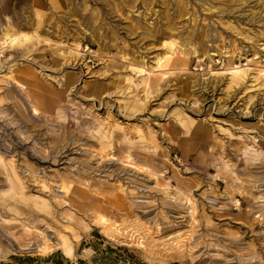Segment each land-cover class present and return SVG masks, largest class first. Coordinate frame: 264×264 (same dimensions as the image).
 I'll return each instance as SVG.
<instances>
[{"label": "rangeland", "instance_id": "rangeland-1", "mask_svg": "<svg viewBox=\"0 0 264 264\" xmlns=\"http://www.w3.org/2000/svg\"><path fill=\"white\" fill-rule=\"evenodd\" d=\"M0 264H264V0H0Z\"/></svg>", "mask_w": 264, "mask_h": 264}]
</instances>
